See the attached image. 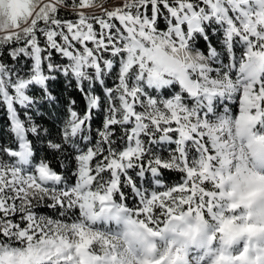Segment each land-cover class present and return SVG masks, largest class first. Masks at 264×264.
<instances>
[{
	"label": "snow or ice",
	"instance_id": "1",
	"mask_svg": "<svg viewBox=\"0 0 264 264\" xmlns=\"http://www.w3.org/2000/svg\"><path fill=\"white\" fill-rule=\"evenodd\" d=\"M208 2L202 0L203 4ZM239 2L244 3V0ZM32 5L33 0H0V14L7 15L14 30L6 31L4 39L11 40L18 34L23 35L34 50L39 51L37 36L43 35L49 47L75 60L77 70L81 65L98 67L104 53L120 54L125 60L118 88L109 105L108 118L104 122L105 130L99 133V145L88 148L85 154L77 157L78 173L74 187L60 189L48 186L49 181L57 182L60 177L43 165L32 174H27L11 163H0V245L27 244L25 251L19 252L18 258L14 252L0 255V264H40L39 252L32 248L33 241L51 246L47 264H71L73 248L79 257V264H85V256L93 243L100 240L107 247L109 240L101 232L90 231L78 222L84 215L83 210L85 207L91 208L93 203H99L101 211L106 205H117L113 202V196L120 191V174L125 169L140 165L142 160L144 166L146 161V167L153 173L163 168L176 169L183 175L174 186L142 197L134 209L117 205L122 211L133 213L141 227L156 236L159 233L154 231V226L166 224L168 219H180L184 214L196 212L201 217L207 214L216 219L214 200L218 195H224L222 191H215L222 187L218 181L219 173L214 171L218 158L217 144L221 137L209 135L207 130L210 124L198 118L195 111L184 107L179 97L159 104L152 99L145 101L140 88L130 80L126 81V76L137 69L139 74L146 73L149 80L160 79L147 67L149 61L157 59L154 53L159 52L158 40L169 44L174 52L177 48H185L178 29L175 35H162L157 30L152 22L160 18L154 14L155 9L159 7L165 15L171 12L175 16L178 12L193 9V3L180 0L173 7L172 0H119L111 10L96 0H75L71 6L66 0H39L35 9ZM92 8L103 11L89 15L87 10ZM61 11L64 12L63 16L60 15ZM68 15L78 18L68 19ZM247 16V12L241 14L239 26L237 22L229 24V35L249 41L245 57L251 53L264 58V51L261 50L264 43L256 47L258 41H264V35L256 31L257 25L264 27V15L258 17L255 23L245 21L244 17ZM20 21L24 22L23 25ZM114 21H118L119 26ZM94 25L99 26L98 32ZM78 45L81 47L78 48ZM139 74L137 79L140 78ZM177 79L190 95L195 96L201 91V83L189 80L187 75ZM203 81L208 85L216 83L206 78ZM240 88L239 113L235 118L237 125L251 123L264 128V80L240 85ZM208 91L209 88L204 89V92ZM95 104L93 100L92 106ZM141 104L142 108L139 107ZM83 122L77 121L72 131L80 128ZM129 123L132 127L123 137L126 146L114 147L110 133L117 125ZM173 133L178 136L176 154L168 160L144 159L147 143L144 137L150 140L156 134L160 139H167ZM226 136L231 138L230 129ZM186 142H191L199 152L198 158L191 163L185 157ZM223 146L227 147L226 144ZM85 188L87 190L82 191ZM41 203L57 211L59 217L53 219L37 214L36 207ZM236 207L235 204L230 205L232 209ZM75 210H78L79 217L74 219ZM53 226H70L78 238L76 243L73 245L59 233L50 232ZM162 260L152 264H162ZM144 264L149 262L145 261Z\"/></svg>",
	"mask_w": 264,
	"mask_h": 264
},
{
	"label": "trees",
	"instance_id": "2",
	"mask_svg": "<svg viewBox=\"0 0 264 264\" xmlns=\"http://www.w3.org/2000/svg\"><path fill=\"white\" fill-rule=\"evenodd\" d=\"M66 2L71 6L75 0ZM178 2L172 0L173 7ZM188 2H192L193 9L202 15L199 20L200 29L187 34L186 23L182 21L181 36L186 43L185 49L204 61L198 69H189L192 72L190 76L200 83L205 78L215 81L222 77L223 72L231 76L235 64L242 58L245 47L249 44L248 40L229 35L231 22H237L239 26L237 12L233 13L228 9L229 15L218 18L212 7L215 0H209L207 4H203L202 0ZM220 3L227 4V1L220 0ZM87 11L89 15L102 12ZM163 11L166 13V10ZM154 14L160 17L158 21H152L157 30L160 33L169 30L171 35H175L177 30L172 27V23L176 22V17L171 12L165 15L159 7ZM60 15L63 16L64 12L61 11ZM67 18L77 19L78 16L68 15ZM114 22L119 26L118 21ZM94 28L99 31L98 25H94ZM37 45L39 51L34 50L27 37L19 34L11 40L0 36V163H11L22 172L32 174L36 170L34 165L41 162L52 174L60 177L57 182L49 181L48 186L70 189L77 178V157L88 148L99 145V133L105 130L104 122L108 118L113 93L118 88L125 57L104 53L98 67L81 65L77 70L75 60L49 47L43 35L37 36ZM89 46L91 47L90 42ZM138 74V69L130 72L126 81L130 80L140 88L145 101L150 95L159 104L163 98L178 91L181 101L186 105L193 104L197 115L203 116L209 124L220 117L233 119L237 113L236 96L224 94L223 99L219 98L220 93L225 91L224 88L200 91L189 97V93L179 85L177 77H171L170 83L161 85L148 81L146 73L139 74L140 78L137 79ZM207 98L210 99L209 102ZM93 100L96 101L95 106H92ZM139 107L142 108L143 105ZM81 120L84 121L83 124L73 132L72 126ZM130 127V123L119 124L110 133L114 147L124 145L123 137ZM177 139L175 133L167 140L160 139L156 134L150 140L144 137L147 142L144 159L168 160L176 154ZM25 140L29 141L31 148L28 163L8 151L20 150L19 144ZM184 150L188 159L198 152L191 142L185 143ZM144 163L145 166L142 160L140 165L125 169L120 174V191L114 194V203L123 205L126 209H134L140 204L142 197L174 186L182 178V172L176 169L160 168L153 173L146 167V161ZM75 211L74 219L79 217L78 210ZM36 212L53 219L60 215L44 203L36 207ZM93 227L104 232L116 229V225L103 220L96 222Z\"/></svg>",
	"mask_w": 264,
	"mask_h": 264
},
{
	"label": "clouds",
	"instance_id": "3",
	"mask_svg": "<svg viewBox=\"0 0 264 264\" xmlns=\"http://www.w3.org/2000/svg\"><path fill=\"white\" fill-rule=\"evenodd\" d=\"M38 3L39 0H33V9ZM247 13L245 21L255 23L264 15V0H254L253 10ZM20 23L23 25L24 22ZM6 31L14 30L7 15L0 14V36ZM256 31L264 35V27L257 25ZM259 43L264 41H258L257 48ZM157 44L159 52L154 53L157 59L149 61L147 67L160 79L186 76V70L198 69L204 63L201 57L185 48H177L174 52L169 44L160 40ZM237 72L239 85L264 80V58L249 53L241 60ZM215 81L212 85L202 81L201 91L229 86L227 77ZM229 129L231 138L226 136ZM207 132L221 137L214 171L219 173L218 181L222 187L215 191H222L224 195H218L214 200L217 218L212 219L207 214L201 217L196 212L184 214L180 219H168L166 224L154 226V231L159 234L153 236L139 225L133 213L122 211L117 205H106L101 211V205L93 203L91 208L85 207L78 222L90 231H99L93 225L101 220L113 223L116 229L99 231L109 240V245L105 247L102 241H95L85 256V264H144L145 261L152 264L161 258L162 264H188L187 256L194 247L201 248L202 255L209 257L208 264H264V130H258L251 123L237 125L234 118L211 123ZM225 144L227 147L223 146ZM233 204L237 205L235 209L230 208ZM49 231L59 233L73 245L78 239L70 226H53ZM31 243L39 252L40 264H47L51 246ZM26 248L27 244L0 245V255L14 252L18 258L19 252ZM16 249L18 251H14ZM71 254L74 256L71 264H79L74 248Z\"/></svg>",
	"mask_w": 264,
	"mask_h": 264
},
{
	"label": "rangeland",
	"instance_id": "4",
	"mask_svg": "<svg viewBox=\"0 0 264 264\" xmlns=\"http://www.w3.org/2000/svg\"><path fill=\"white\" fill-rule=\"evenodd\" d=\"M226 1H227V4H222V3H220V0H215V2L213 4L214 6H212L213 7V10H214L213 12L216 14V16L218 18H220L222 16H225V15H229V13H228V9H229V10L233 11V13L234 12H237L236 13V16H237L238 20L240 21L241 18H242L241 17V14L242 13L249 12V11H252L253 10L254 0H247L246 3L245 2L244 3H240L239 0H226ZM185 2H187V0H185ZM99 3H102L104 5V7H106V8H108V9L111 10V9H114L115 6H117V4L119 3V1L101 0ZM90 10H101V11H103V9H101V8H92ZM201 16L202 15L200 13L196 12L194 9H191V10H189L187 12H182V13H179L178 12L177 15H175L176 22L172 23V27L175 28L176 30L178 29L179 32H180V35H182L183 31H182L180 25H181V22L184 21L186 23L187 34H190L195 29H200V25H199L200 21L199 20L201 19ZM161 34L162 35H171V33H170L169 30L167 32H164V33H161ZM247 48H248V46L245 47V50L243 52L242 58L239 59L238 62L235 64L234 69H233L234 70L233 74L230 76V75H228L227 72H223L222 73V77H227L228 78V80H229V86L224 88L225 91H223V92L220 93L219 98L220 99H223L224 94L234 95V96L237 97V108H238V110H237V113H236V115H235L234 118H236V116L239 113V95H240V91H241L240 85L237 83L239 81V79H240V77L238 75V72H237V69H238V66H239L241 60L245 57ZM191 73H192L191 70H186V75L188 76L189 80L195 81L190 76ZM169 78L172 79L171 77H165V78H162V79H159V80H150V81L155 82V83H159V84L162 85V84L169 83ZM147 80H149L148 77H147ZM178 83H180L179 80H178ZM179 85L181 86V84H179ZM177 97L180 98V103H182L184 107H186L190 111H194L195 110L193 104L186 105V103H183L181 101V94L178 91L175 92L171 96H168V97L163 98L162 99V102L172 101V100H175ZM189 97H192V95L189 94ZM147 99L155 100L150 95L147 96ZM207 101L209 102L210 99L207 98ZM196 114H197V112H196ZM197 117L198 118H202L204 120V117L203 116L199 117L197 115ZM226 120H228V119L227 118H221L220 117V118H217V120L212 121V123L217 122V121H226ZM257 128H258V130H264V128H261L260 125H257ZM167 139H165V140H167ZM28 147H29V144H28ZM24 150H25L24 147L20 146L19 152H16L15 155H18V156H20V158L24 159V152H23ZM198 156H199V152H197L196 155H193V157L191 156L189 159L185 155L186 159L190 163L193 160L197 159ZM42 165L45 166L44 164H41V163L36 164L35 165V169H37L38 167H40ZM77 173H78V169H77ZM76 180H77V178H76ZM76 180H75V183H76ZM75 183H74L73 187L75 186ZM97 230L103 231V230H100V229H97ZM202 252H203V250L201 248L194 247L189 252V254L187 256L188 264H208L209 257L202 255Z\"/></svg>",
	"mask_w": 264,
	"mask_h": 264
},
{
	"label": "bare ground",
	"instance_id": "5",
	"mask_svg": "<svg viewBox=\"0 0 264 264\" xmlns=\"http://www.w3.org/2000/svg\"><path fill=\"white\" fill-rule=\"evenodd\" d=\"M113 1H116V0H113ZM27 140H25V141H22L21 143H20V146H22V147H24V159L26 160L27 159V155L30 153V148L28 147V142H26Z\"/></svg>",
	"mask_w": 264,
	"mask_h": 264
},
{
	"label": "built area",
	"instance_id": "6",
	"mask_svg": "<svg viewBox=\"0 0 264 264\" xmlns=\"http://www.w3.org/2000/svg\"><path fill=\"white\" fill-rule=\"evenodd\" d=\"M116 1H119V0H116ZM117 3V2H116Z\"/></svg>",
	"mask_w": 264,
	"mask_h": 264
}]
</instances>
